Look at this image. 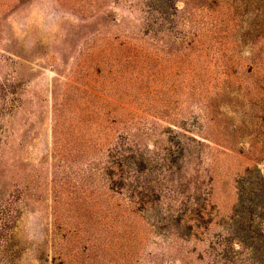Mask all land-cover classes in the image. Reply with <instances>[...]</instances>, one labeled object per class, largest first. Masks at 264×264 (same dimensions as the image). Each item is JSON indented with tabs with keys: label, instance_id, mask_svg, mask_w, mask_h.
<instances>
[{
	"label": "rangeland",
	"instance_id": "obj_1",
	"mask_svg": "<svg viewBox=\"0 0 264 264\" xmlns=\"http://www.w3.org/2000/svg\"><path fill=\"white\" fill-rule=\"evenodd\" d=\"M256 4L0 0V264H264Z\"/></svg>",
	"mask_w": 264,
	"mask_h": 264
},
{
	"label": "trees",
	"instance_id": "obj_2",
	"mask_svg": "<svg viewBox=\"0 0 264 264\" xmlns=\"http://www.w3.org/2000/svg\"><path fill=\"white\" fill-rule=\"evenodd\" d=\"M254 1H255V4H256V3H257L256 0H254ZM260 2H262V3H258V4H256V6H258V7H260V6H264V2H263V0H261ZM258 17H260V16L257 15L256 18L258 19ZM257 19H256V20H257ZM256 20H255V24H258L257 22H259V21H256ZM262 23H264V14H263V20H262Z\"/></svg>",
	"mask_w": 264,
	"mask_h": 264
}]
</instances>
